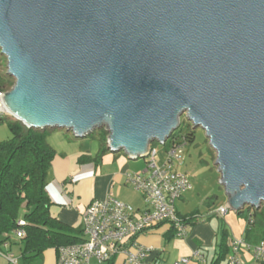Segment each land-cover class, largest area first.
Wrapping results in <instances>:
<instances>
[{"label":"water","instance_id":"water-1","mask_svg":"<svg viewBox=\"0 0 264 264\" xmlns=\"http://www.w3.org/2000/svg\"><path fill=\"white\" fill-rule=\"evenodd\" d=\"M7 113L146 159L188 113L230 211L264 205V0H0ZM137 159V160H138Z\"/></svg>","mask_w":264,"mask_h":264},{"label":"built area","instance_id":"built-area-1","mask_svg":"<svg viewBox=\"0 0 264 264\" xmlns=\"http://www.w3.org/2000/svg\"><path fill=\"white\" fill-rule=\"evenodd\" d=\"M5 96V93H0V115H8ZM171 136L165 142L150 144L143 173L128 174L126 177V181L143 195L145 209L139 214L114 195L93 201L83 216L82 241L60 247L57 250L58 264H109L120 256L125 257V264H156L155 260L162 251L139 244L140 235L160 225H168L176 237H188L189 219L179 215L176 206L186 193L193 190L190 176L179 171L185 162L183 148L187 144L185 141H172ZM158 145L163 148L161 154L156 150ZM108 148L112 153L120 152H115L109 140ZM126 155L131 160L138 159ZM229 211L230 206H221L214 215L223 218ZM17 237L23 238L24 232L18 231ZM229 249L227 264H244L241 255L245 251L257 264H264V241L249 244L244 238H234ZM0 255L12 263L16 262L12 254L0 252ZM192 260L205 262L201 251L196 250L192 258L181 259L175 264H189Z\"/></svg>","mask_w":264,"mask_h":264},{"label":"trees","instance_id":"trees-1","mask_svg":"<svg viewBox=\"0 0 264 264\" xmlns=\"http://www.w3.org/2000/svg\"><path fill=\"white\" fill-rule=\"evenodd\" d=\"M15 84V78L8 73V59L0 49V93H9ZM3 123L8 124L12 137L0 141V249L9 246L13 239H18L25 264L42 258L49 249L57 251L60 247L79 243L82 232L62 224L51 213L53 203L47 185L56 152L48 144L47 138L59 129L28 128L15 118L0 115V124ZM109 135L103 127L87 136L97 139L101 145L100 153L93 159L96 163H101L109 152ZM195 139V131L184 130L182 122L170 138L172 141H185L188 146ZM91 160L84 156L79 162ZM236 213L246 219L244 239L249 244L264 241V205L260 209L245 207ZM184 218L189 219L190 226L196 225L199 219L195 213ZM18 231L24 232L23 238L17 237ZM226 250L230 253L229 246ZM222 258L209 264H219Z\"/></svg>","mask_w":264,"mask_h":264},{"label":"crops","instance_id":"crops-1","mask_svg":"<svg viewBox=\"0 0 264 264\" xmlns=\"http://www.w3.org/2000/svg\"><path fill=\"white\" fill-rule=\"evenodd\" d=\"M47 141L56 152L48 174L47 191L53 203L51 213L62 224L82 232L83 216L88 206L95 200L106 199L109 195H114L139 214L145 209L143 195L126 181V177L128 174L143 173L146 162L131 160L126 154L108 152L101 163H96L93 159L101 151L99 141L91 137L77 138L72 132L65 130L49 134ZM84 156L92 160L80 163L79 159ZM187 195L188 193L176 204L178 214L185 217L195 213L199 217L198 223L190 226L187 238L176 237L168 225H160L138 237V242L142 246L162 251L155 260L156 264H175L181 259L192 258L196 250L203 254L205 261L203 264L213 261L209 262L208 255L202 249L214 243L216 234L211 226L213 215L203 214L197 209L182 212L178 203L185 206L188 202ZM1 250L4 253L10 252L16 262L12 263L0 255V264H23L21 241L18 239H13L8 248L4 247ZM25 264H58L57 251L49 249L44 252L42 258L27 261ZM109 264H125V257L120 256ZM189 264L202 263L192 260Z\"/></svg>","mask_w":264,"mask_h":264},{"label":"rangeland","instance_id":"rangeland-1","mask_svg":"<svg viewBox=\"0 0 264 264\" xmlns=\"http://www.w3.org/2000/svg\"><path fill=\"white\" fill-rule=\"evenodd\" d=\"M8 118L13 119L8 114ZM182 128L193 130L196 134L195 142L183 148L185 162L179 167V171L189 174L193 184V190L188 193V202L178 206L182 212L194 211L197 209L203 214L214 215V212L221 206H227L228 196L225 187L221 184V173L216 165L217 153L211 147L205 130L202 127L194 128L188 118V113L182 116ZM105 127L102 126L101 128ZM12 137L7 123L0 124V141L9 140ZM159 154L163 152L161 145L156 147ZM110 153V151H109ZM118 154H126L124 151ZM138 162L145 163L146 159H139ZM211 226L215 231L214 243L208 247L202 248L203 252L208 255L209 262L221 259L219 264H227L228 246L231 245L232 239H241L245 236L246 219L239 216L235 211H229L223 218L212 217ZM244 264H257L252 255L245 251L242 255Z\"/></svg>","mask_w":264,"mask_h":264},{"label":"bare ground","instance_id":"bare-ground-1","mask_svg":"<svg viewBox=\"0 0 264 264\" xmlns=\"http://www.w3.org/2000/svg\"><path fill=\"white\" fill-rule=\"evenodd\" d=\"M8 110V109H7Z\"/></svg>","mask_w":264,"mask_h":264}]
</instances>
